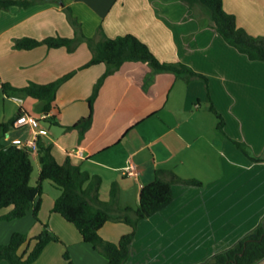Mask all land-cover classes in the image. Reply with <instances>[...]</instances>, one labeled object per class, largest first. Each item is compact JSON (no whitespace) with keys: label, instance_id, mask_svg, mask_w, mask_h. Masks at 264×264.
Segmentation results:
<instances>
[{"label":"crops","instance_id":"obj_1","mask_svg":"<svg viewBox=\"0 0 264 264\" xmlns=\"http://www.w3.org/2000/svg\"><path fill=\"white\" fill-rule=\"evenodd\" d=\"M64 8L70 9L85 37L97 41L99 29L107 38L133 35L159 62L186 65L206 83L170 72L153 74L146 63H124L103 81L90 128L83 136L67 131L87 116V99L105 65L79 69L92 56L85 43L73 53L44 45L28 51L13 48L22 38H73ZM223 9L247 34L264 37V0H223ZM191 14L180 0H43L0 11V86L44 85L76 71L58 88V115L42 124L48 135L41 138L53 145L58 163L68 156L71 164L101 178L100 201L105 202L101 186L114 185L115 207L136 209L140 188L153 180L156 170L200 182L171 186V203L139 221L136 233L152 219L162 223L151 228L144 242L138 244L134 237L125 264H201L249 235L264 218V62L248 60L208 27L206 19L201 23ZM207 97L223 118L222 130L208 110ZM18 106L17 112L29 115ZM15 115H5L0 124ZM22 131L30 136L26 127L9 128L6 134L15 135L4 137L3 144L20 138ZM31 156L36 158L35 152ZM163 223L166 228H160ZM48 228L60 242L49 243L33 264H42L49 252L55 254L54 264H66V245L91 252L77 231L58 218L50 216ZM41 229L33 226L34 236ZM128 232L124 223L109 222L99 235L117 243ZM21 249L19 255L25 251Z\"/></svg>","mask_w":264,"mask_h":264},{"label":"trees","instance_id":"obj_2","mask_svg":"<svg viewBox=\"0 0 264 264\" xmlns=\"http://www.w3.org/2000/svg\"><path fill=\"white\" fill-rule=\"evenodd\" d=\"M43 0H0V11L8 10L12 6L28 8ZM61 2V0H55ZM192 12L191 16L201 21L206 19L208 27L213 29L222 40L243 54L250 61L264 62V37H253L242 28L237 27L235 16L223 9V0H180ZM67 20L73 28V38L48 37L43 40L22 38L14 41L15 50H32L39 46L49 49L63 48L67 53H73L81 43H85L92 53L91 59L79 69L104 64L106 69L95 83L91 95L87 99L88 114L80 118L73 125L66 127L67 131L77 130L80 136L90 128L93 114V103L98 95L103 81L127 62L146 63L153 74L170 72L175 76L189 81L193 78H206L194 72L188 66L176 63L159 62L149 48L133 35L127 34L116 38H107L99 29V39L87 38L83 35L80 23L72 16L70 9L64 8ZM76 71L69 72L48 84L29 83L25 87L17 88L9 84H2L3 95L22 94L40 103L41 113L50 114L48 121L58 115L55 95L65 81ZM208 110L217 120L216 127L222 130L224 121L215 110L207 97ZM22 115L18 111L7 123L0 124V210L11 207V211L0 220H13L24 217L32 209L33 217L37 219L40 210V196L42 183L50 181L60 190V195L53 203L51 213L59 215L66 223L72 225L83 243L89 244L105 260V264H125L129 257L139 221L150 218L172 201L171 186L181 184L198 186L196 180H183L169 171L156 170L151 182L143 185L138 194V206L115 207V186H111L109 198L103 202L99 200L98 191L101 178L82 171L79 166L71 164L68 156L63 163H58L51 153L53 145L36 139L35 155L39 164L38 178L35 186L30 185L32 165L30 156L33 153L26 148H18L14 144L4 145L2 140L12 128L16 117ZM46 120V121H47ZM54 124V123H53ZM243 149V144L236 143ZM253 160H259L255 158ZM109 222H122L129 227V232L122 235L117 243L103 240L99 230ZM58 237L51 232L48 225H42L40 233L32 239V247L18 254L23 245L30 242L22 233H13L6 245L0 246V261L8 264H33L42 254L49 243H59ZM66 264H74L68 253L64 252ZM264 259V218L249 235L240 239L232 247L220 252L201 264H256Z\"/></svg>","mask_w":264,"mask_h":264},{"label":"rangeland","instance_id":"obj_3","mask_svg":"<svg viewBox=\"0 0 264 264\" xmlns=\"http://www.w3.org/2000/svg\"><path fill=\"white\" fill-rule=\"evenodd\" d=\"M12 97L20 99L21 103L19 105L22 106L30 116L34 118L40 117L41 110H40V103L38 101L33 100L22 94L3 95L0 89V122L3 121L2 119H4L5 115L6 117L13 116L16 114L18 110L19 106L18 104L14 103L11 100ZM50 129L54 130V132H57V127L55 126H51ZM26 132L27 131H22L20 133L21 140H25V137H27V135L29 137V134L26 135ZM12 134L13 133L9 132L8 134L5 135V137L8 138V137H13V135H15V134L13 135ZM30 161L32 165V173H31L29 183L31 186H35L37 183V178H38L39 164H38L37 159L34 158L33 156H30ZM110 188L109 186H107V184L106 185L103 184L101 186L100 197L102 200L104 201L108 200L109 196L107 195V193L108 191L110 192ZM59 195H60V190L58 188H56L50 181H44L42 183V194L40 196L41 203H40V210L38 211V214H37V219L33 217L32 209H30L28 211L29 212L28 215H25L24 217L20 219H13L9 221L0 220V246L6 245L13 233L24 234L27 238V241H29L32 244V239L35 237L32 232L33 226L34 228L35 226L36 228H42V225H45V224L48 225V218L50 216L58 218L60 222H63V224H65L71 229L73 228L72 230H75L72 225L67 224L58 215H54L53 213H51V210L53 207L52 203H54L53 201H55ZM10 211H11V207L1 209L0 216L8 214ZM161 223L162 221L160 222L159 219H157V221L156 219H152V221H150L149 223H146V225H143L141 229L138 231V233H136L135 237H136L137 243L139 244V243L144 242L145 239L149 237L148 235L150 233L151 228H159ZM160 228H166L165 224L163 223ZM15 229H24L28 232L27 234L26 232H14V231H18ZM126 229L128 230V228ZM5 233L6 234L8 233L7 240H4ZM83 246L88 248V250H90L91 252L89 253V251H86V252L81 251L75 245H70V246L66 245V247L63 246V253L67 252L70 259L72 258L74 260V262L71 260L74 264L75 263L76 264H98L97 262H99V260L102 262V264H105L104 258L97 251L93 250L89 244H85ZM25 248H27L26 244L22 246L21 250L23 251L25 250ZM69 252L71 254H69ZM54 257H55V254H53L52 256V252H49L47 256L45 257L44 261H42V264H49V263L54 264L55 263Z\"/></svg>","mask_w":264,"mask_h":264},{"label":"built area","instance_id":"obj_4","mask_svg":"<svg viewBox=\"0 0 264 264\" xmlns=\"http://www.w3.org/2000/svg\"><path fill=\"white\" fill-rule=\"evenodd\" d=\"M11 100L16 104L21 103L20 99L18 98L12 97ZM49 117L50 114L45 113H42L39 118H34L26 114L16 117L12 124V128L20 129L26 127L29 129L30 136L26 140H21L20 138L12 139L11 144L16 145L18 148H26L34 152L36 148L37 137L48 135V131L43 127L42 123H45Z\"/></svg>","mask_w":264,"mask_h":264}]
</instances>
